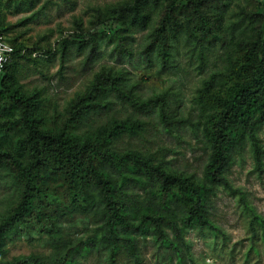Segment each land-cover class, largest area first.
<instances>
[{"label": "rangeland", "instance_id": "rangeland-1", "mask_svg": "<svg viewBox=\"0 0 264 264\" xmlns=\"http://www.w3.org/2000/svg\"><path fill=\"white\" fill-rule=\"evenodd\" d=\"M263 20L264 0H0V28L16 51L0 89L25 95L40 129L79 146L98 143L93 165L128 223L151 214L173 226L159 222L164 240L150 222L138 230L110 226L86 150L77 171L51 146L37 169L47 197L6 233L4 259L264 264V154L258 171L247 126L217 168L232 190L206 174L218 114L260 61ZM259 129L264 150V120ZM24 137L18 106L0 97V150L16 152ZM132 157L198 185L199 213L211 225L185 224L195 197L182 198L170 184L164 196L162 178ZM20 194L15 169L0 165V222Z\"/></svg>", "mask_w": 264, "mask_h": 264}, {"label": "trees", "instance_id": "trees-1", "mask_svg": "<svg viewBox=\"0 0 264 264\" xmlns=\"http://www.w3.org/2000/svg\"><path fill=\"white\" fill-rule=\"evenodd\" d=\"M175 6L176 4L173 2L167 7L165 19L168 26H172L174 22L172 10ZM0 30L3 32L1 28ZM256 43L259 47V63L252 68L249 79L241 83L233 92L232 96L225 101L218 114L217 121L213 126L214 134L211 139L212 155L206 167V174L212 180L222 182L224 186L230 190H232V188H230L231 185L224 177L218 174L217 168L220 167L224 161V147L242 127H248L247 137L253 149L255 168L258 171H263L262 155L264 154V150L260 145L261 140L258 132L260 130L259 126L262 125L264 120V20L258 33ZM15 54L16 51L14 49L13 59ZM103 78L104 75H99L97 81L99 82V80ZM90 94L89 96H91ZM89 96L87 98H89ZM0 97L9 98L16 103L19 109L20 120L25 129L24 140L18 142L17 147L14 148L16 152L5 149L0 150V165H7L14 168L21 183V194L16 206L13 208L12 212L0 222V264H70V261L66 258L48 262L34 260L28 256L15 257L12 261L4 259L3 246L6 233L15 228L17 224L23 223L26 220V216L36 199L39 198V200H42L47 197L37 184V169L42 163L43 149H46V153H53L50 151L52 149L51 146H54L57 158L61 160L63 166L67 165L77 171H82L79 153L82 149L86 150V169L92 175V179L98 189L100 200L104 203L108 211L110 217L109 221L111 223L110 226L116 221L125 228L138 230L145 228L146 222H150L158 230L159 238L162 240L165 239L164 233L159 227V222H167L170 227H173L168 221L159 219L151 214H145L141 216L137 224L132 225L128 223L121 214L117 202L112 199L107 180L93 165L92 154L97 148L98 143L96 141L93 143H84L82 146H79L72 143L68 137L60 133H51L40 129L33 116L29 99L16 90L9 88L0 89ZM84 98L85 96L82 97V99ZM251 113L256 114L257 117L250 123ZM121 126L124 127L123 125ZM117 128V125L113 126L111 132H115ZM24 153H27L29 158L27 163L21 161ZM132 158L162 178L164 181L162 187L164 196L172 191L171 188L167 186L170 184L176 186V194L181 195L182 198H188L190 196L195 197L196 200L187 208L188 216L184 219L185 224H188V222L192 223L194 222L193 219H195L201 225H211L209 220L199 213V195L201 190L198 185H192L185 178L173 173H165L157 166H152L147 160Z\"/></svg>", "mask_w": 264, "mask_h": 264}, {"label": "built area", "instance_id": "built-area-1", "mask_svg": "<svg viewBox=\"0 0 264 264\" xmlns=\"http://www.w3.org/2000/svg\"><path fill=\"white\" fill-rule=\"evenodd\" d=\"M13 56L14 48L0 30V75L3 74L6 66L12 61Z\"/></svg>", "mask_w": 264, "mask_h": 264}]
</instances>
